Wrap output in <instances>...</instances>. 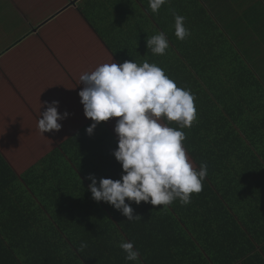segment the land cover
Returning <instances> with one entry per match:
<instances>
[{
    "label": "trees",
    "instance_id": "obj_1",
    "mask_svg": "<svg viewBox=\"0 0 264 264\" xmlns=\"http://www.w3.org/2000/svg\"><path fill=\"white\" fill-rule=\"evenodd\" d=\"M241 32L236 64L202 73L169 62L167 75L194 96L196 120L183 129V146L195 168L208 166L189 204L126 199L141 217L129 221L95 201L86 176L98 184L119 179L122 168L113 154L83 149L100 152L104 140L86 125L20 176L0 154V264H136L125 260L121 239L134 243L139 264H264V67L245 61L251 43ZM116 145L111 139L102 151Z\"/></svg>",
    "mask_w": 264,
    "mask_h": 264
},
{
    "label": "crops",
    "instance_id": "obj_2",
    "mask_svg": "<svg viewBox=\"0 0 264 264\" xmlns=\"http://www.w3.org/2000/svg\"><path fill=\"white\" fill-rule=\"evenodd\" d=\"M6 1L13 5L19 14L18 19L22 25L28 26L29 32L25 38H20L24 34L22 32L18 40H15L16 37L5 45L10 49L0 54V60L7 59L15 51L26 56H40L43 69L54 70L53 78L79 79L82 73L94 70L98 64L111 60L120 64L132 59L138 63L144 60L154 62L169 74V62L174 60L172 57L179 58L188 71L195 69L206 73L217 64L237 63L236 40L242 36L241 31L244 29L246 40L251 43L245 51V61L254 64L259 70L264 67V31L261 30V24L264 26V0H168L156 14L151 12L148 0ZM34 6H37L36 9L32 8ZM173 12L185 17L184 23L191 35L184 40L174 35ZM241 25H245V28L240 29ZM41 32L46 33V36L39 37ZM157 32H163L169 42L164 55H154L146 46V40ZM245 43L247 49L249 45ZM32 48L35 50H30ZM55 66L56 69H53ZM6 78L12 76L6 74ZM25 113L22 117L27 115ZM0 121V154L17 176L41 164L51 151L92 123L91 119L86 120L52 150L38 154L46 147V141L37 147L27 145L23 150L22 140L29 134H21L15 120L10 123ZM23 125L28 127L27 123ZM97 127L104 138L100 152L99 146L95 149L85 146L83 149L93 154H113L117 145L105 148V151L102 148L104 145L107 147L111 139L117 143L114 125L105 121L98 123ZM37 137L34 133L33 142H36ZM29 149H33L35 154Z\"/></svg>",
    "mask_w": 264,
    "mask_h": 264
},
{
    "label": "clouds",
    "instance_id": "obj_3",
    "mask_svg": "<svg viewBox=\"0 0 264 264\" xmlns=\"http://www.w3.org/2000/svg\"><path fill=\"white\" fill-rule=\"evenodd\" d=\"M168 0H148L153 14ZM174 35L179 40L190 36L185 17L173 12ZM146 46L154 55H164L169 42L163 32H157L146 40ZM83 87L78 92L83 113L92 123L85 131L91 135L100 122L110 118L115 121L117 147L113 155L121 165L119 179L86 176L91 182L88 189L97 202H106L119 210L129 221L141 219L133 215L129 202L141 201L167 208L174 201L182 205L191 202V195L199 193L208 174L206 162L194 168L183 141L184 128L196 120L194 96L187 88L177 86L162 67L144 60H124L117 64H98L94 70L79 77ZM58 101L48 103L38 119L37 127L45 132L59 131L58 121L69 113L57 110ZM173 122L177 127L170 126ZM86 247L82 242L81 248ZM118 247L125 253L126 261L139 264V251L132 241L121 239Z\"/></svg>",
    "mask_w": 264,
    "mask_h": 264
},
{
    "label": "rangeland",
    "instance_id": "obj_4",
    "mask_svg": "<svg viewBox=\"0 0 264 264\" xmlns=\"http://www.w3.org/2000/svg\"><path fill=\"white\" fill-rule=\"evenodd\" d=\"M36 7L32 8L36 9ZM18 18L19 14L14 10L13 5L6 0H0V54H4L10 49H7L9 46L5 47V45L21 36L22 32L24 34L20 38H25V35L29 32H27L28 26L22 25V21ZM4 33L5 35H3ZM60 34L63 33L60 32ZM38 36L45 37L46 33L41 32ZM18 39L19 37L15 40ZM35 39L39 38L36 37ZM61 41L64 45V40L61 39ZM30 50H35V48ZM65 52H69V50H65ZM53 69H56V66ZM82 70L84 71L85 68H82ZM53 72L54 70L43 69L40 56L36 55L26 56L15 51L11 52L7 59L0 60V120L9 123L15 120L19 132L29 134L22 140L21 147L23 150L26 149L27 145L37 147V145H44L43 142L46 141V147H43V150L38 154H42L45 150L50 151L62 139L90 119L84 116L83 105L78 95L83 87V84L79 83L80 80L53 78ZM6 74L12 76V78H6ZM52 101L59 102L58 112L64 113L66 111L69 115L58 121L62 125L59 131L45 132L41 135L40 131L37 130L38 132H36L38 127L35 124L38 123V119L48 103ZM24 112L27 115L22 117ZM116 119L118 118H110L108 120L109 124L115 125ZM24 123H27L28 127L24 126ZM14 128L16 127L14 126ZM34 133L39 137H37L36 142H33ZM28 151L35 154L33 149Z\"/></svg>",
    "mask_w": 264,
    "mask_h": 264
}]
</instances>
